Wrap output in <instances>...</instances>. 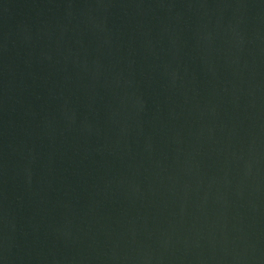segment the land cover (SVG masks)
<instances>
[{
  "label": "water",
  "instance_id": "water-1",
  "mask_svg": "<svg viewBox=\"0 0 264 264\" xmlns=\"http://www.w3.org/2000/svg\"><path fill=\"white\" fill-rule=\"evenodd\" d=\"M0 264H264V0H0Z\"/></svg>",
  "mask_w": 264,
  "mask_h": 264
}]
</instances>
